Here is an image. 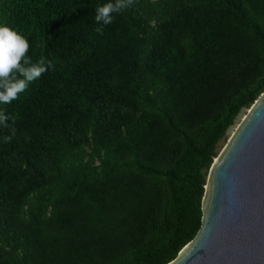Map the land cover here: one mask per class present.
Segmentation results:
<instances>
[{
  "label": "trees",
  "instance_id": "16d2710c",
  "mask_svg": "<svg viewBox=\"0 0 264 264\" xmlns=\"http://www.w3.org/2000/svg\"><path fill=\"white\" fill-rule=\"evenodd\" d=\"M108 2L0 0V26L54 63L0 104V264H168L264 91V0H134L97 24Z\"/></svg>",
  "mask_w": 264,
  "mask_h": 264
},
{
  "label": "water",
  "instance_id": "95a60500",
  "mask_svg": "<svg viewBox=\"0 0 264 264\" xmlns=\"http://www.w3.org/2000/svg\"><path fill=\"white\" fill-rule=\"evenodd\" d=\"M201 226L168 264H264V91L213 159Z\"/></svg>",
  "mask_w": 264,
  "mask_h": 264
},
{
  "label": "clouds",
  "instance_id": "9594fccd",
  "mask_svg": "<svg viewBox=\"0 0 264 264\" xmlns=\"http://www.w3.org/2000/svg\"><path fill=\"white\" fill-rule=\"evenodd\" d=\"M134 4V0H115L96 9L97 24L107 26L113 23L114 13H120ZM96 32L103 34V28ZM29 41L19 32L7 26H0V104H8L17 100L29 85L39 79L50 68H54L52 60L41 58L33 63L28 56ZM15 123V117L0 111V125L9 128L8 121ZM15 128L11 127V135L4 137L5 143H10L15 136Z\"/></svg>",
  "mask_w": 264,
  "mask_h": 264
},
{
  "label": "rangeland",
  "instance_id": "374dc122",
  "mask_svg": "<svg viewBox=\"0 0 264 264\" xmlns=\"http://www.w3.org/2000/svg\"><path fill=\"white\" fill-rule=\"evenodd\" d=\"M246 112H247V111H246ZM246 112H244V114H242V115L239 116V118H238L236 124L234 125V127H232V128L230 129V131H228L227 138H226L224 141H222V142L219 143V151H218V154L222 151V149H223L224 146L226 145L228 139L231 137L232 133H233L234 130L237 128L238 124L243 120L244 116L246 115ZM218 154H217V155H218ZM205 184H206V182H205ZM204 186H205V185H204Z\"/></svg>",
  "mask_w": 264,
  "mask_h": 264
}]
</instances>
